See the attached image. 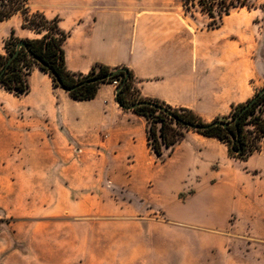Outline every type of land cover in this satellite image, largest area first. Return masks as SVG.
Returning a JSON list of instances; mask_svg holds the SVG:
<instances>
[{
	"label": "crops",
	"instance_id": "0c3cea01",
	"mask_svg": "<svg viewBox=\"0 0 264 264\" xmlns=\"http://www.w3.org/2000/svg\"><path fill=\"white\" fill-rule=\"evenodd\" d=\"M77 1V7H57L52 15L40 11L49 19L58 17L60 28L69 35L63 45L69 71L86 75L95 64L127 67L142 98L191 110L204 122L229 115L233 107L255 95L259 82L255 60L243 54L239 44L225 40L212 43L200 38L195 44L188 26L190 14H185L183 7H144V2L132 4L130 0H117L114 7L108 3L95 7L96 0ZM14 17L0 23L1 55L5 53L3 41L12 30L20 39L39 37L23 29L22 20L14 22ZM29 86V94L18 99L23 105L15 122L24 126L21 129L28 147L35 148L41 142L49 155L61 156L70 151L103 160L104 167L99 170L129 173V186L152 183L161 197V189L175 181L179 187L171 195L174 203L180 193L193 190L182 206L178 204L180 208L188 204V198L198 199L200 189L207 187L211 215L202 222L206 227L225 230L230 217L251 223L264 221V147L242 161L230 156L225 143L189 130L173 149L164 150L165 161L159 167L148 144L147 119L119 106L113 83L101 84L93 100L78 101L55 87L51 77L34 65ZM5 92L0 87V94ZM168 164L173 165L171 178L163 175ZM216 186L215 193L212 189ZM175 214L190 221L184 214ZM220 217L222 222L218 221ZM236 233L234 223L231 234ZM130 247L98 246L93 251L101 254L94 256L95 261L195 262L188 255L179 256L177 245L154 246L153 250L137 253ZM239 247L206 244L190 251L203 252L207 263L225 264L226 253L242 251ZM249 247L252 249L244 250L245 259L253 257L259 245Z\"/></svg>",
	"mask_w": 264,
	"mask_h": 264
},
{
	"label": "rangeland",
	"instance_id": "374dc122",
	"mask_svg": "<svg viewBox=\"0 0 264 264\" xmlns=\"http://www.w3.org/2000/svg\"><path fill=\"white\" fill-rule=\"evenodd\" d=\"M252 1L253 7L235 10L218 29H211L210 19L199 13L189 15L188 26L195 44L200 38L239 44L243 54L257 63L256 94L264 88V0ZM130 2H144V7H182L181 0ZM100 3L114 7L117 0H96L95 7ZM78 4L77 0H30L29 8L52 15L57 7ZM21 20L20 15L13 19ZM21 98L8 92L0 94V264H99L94 256L101 253L93 250L108 244L131 245L128 249L135 253L153 250L154 246L177 245L178 255H188L193 264L211 263L205 262L203 252L190 249L206 244L238 245L242 251L226 253L225 264H264V221L251 223L230 217L225 230L203 225L211 215L207 187L200 189L198 199L188 198V204L180 208L193 190L180 193L174 203L171 195L179 187L175 181L161 189V197L152 183L129 186V173L99 170L104 167L103 160L70 151L61 156L49 155L41 142L35 148L28 147L21 129L24 126L15 123L23 105L18 100ZM227 117H216L211 122ZM156 163L159 167L162 164ZM172 166L168 164L164 170L167 178L172 177ZM212 190L216 193L218 187ZM175 213L184 214L190 221ZM222 220L220 217L218 221ZM234 223L238 233L231 234ZM153 229L156 232H150ZM249 245L259 247L252 252L253 257L245 259L244 250L252 249ZM177 264L187 263L179 260Z\"/></svg>",
	"mask_w": 264,
	"mask_h": 264
},
{
	"label": "trees",
	"instance_id": "16d2710c",
	"mask_svg": "<svg viewBox=\"0 0 264 264\" xmlns=\"http://www.w3.org/2000/svg\"><path fill=\"white\" fill-rule=\"evenodd\" d=\"M30 0H0V23L6 22L16 15L22 18V28L34 32L39 37L34 39H20L12 30L4 42L5 55L0 54V87L17 98L29 94V76L32 69L24 72L23 68L38 66L47 73L55 87L71 89L66 91L71 98L78 101L93 100L101 84L113 83L119 80L120 90L116 101L123 109L131 110L144 116L148 121L147 139L156 160L165 161L164 150L173 149L175 144L184 137V132L193 130L206 137H213L225 143L231 157L245 161L264 147V93L256 98L254 103L245 111H240L249 100L233 107L229 117L219 120L226 125H213V122H204L191 110L173 108L157 99H144L134 85L133 73L127 67L110 68L95 64L86 74H77L69 71L65 65L63 45L68 33L59 26V18L49 19L43 12H32L29 8ZM185 14L194 16L199 13L210 19L209 27L218 29L226 17L235 10L253 7L252 0H181ZM19 41L26 43L27 49L21 48L8 66L7 60L15 53ZM39 60L41 63H39ZM100 80L102 77H106ZM98 79L96 82L85 83L88 80ZM60 81V83L58 82ZM83 83L82 85H80ZM160 125H157V124ZM199 126L192 129L186 126ZM183 129V130H182Z\"/></svg>",
	"mask_w": 264,
	"mask_h": 264
},
{
	"label": "water",
	"instance_id": "95a60500",
	"mask_svg": "<svg viewBox=\"0 0 264 264\" xmlns=\"http://www.w3.org/2000/svg\"><path fill=\"white\" fill-rule=\"evenodd\" d=\"M25 48V49H27V46H26V43L24 42V41H19L18 42V44H17V46H16V51H15V53L7 60V62H6V66H8L9 64H10V62L13 60V58L19 53V51H20V49L21 48ZM39 63H41L39 60H37ZM5 72V68L4 69H2V71H1V73H0V78H1V76L3 75V73ZM105 78H108V76H106V77H102V78H100V80H103V79H105ZM98 79H94V80H88V81H85V83H91V82H96ZM59 83H60V81H58ZM83 83H81L80 85H82ZM63 90L64 91H70L71 89H65V88H63ZM119 90H120V87H118L117 88V90H116V96H117V94H118V92H119ZM264 93V88H262L258 93H257V95H255V97H253L252 99H251V101L247 104V105H245V107L240 111V113H242L243 111H245L250 105H252L253 103H254V101L256 100V98H258L259 96H261L262 94ZM118 103V102H117ZM119 104V103H118ZM140 104H142V103H139V104H136V105H134V106H132V107H130V108H128L127 110H131L132 108H134L135 106H137V105H140ZM119 106L121 107V105L119 104ZM213 125H223V126H225L226 124L225 123H222L221 121H215L214 123H213ZM186 126L187 127H189V128H192V129H199L200 127L199 126H195V125H191V124H186Z\"/></svg>",
	"mask_w": 264,
	"mask_h": 264
},
{
	"label": "built area",
	"instance_id": "2783aa9c",
	"mask_svg": "<svg viewBox=\"0 0 264 264\" xmlns=\"http://www.w3.org/2000/svg\"><path fill=\"white\" fill-rule=\"evenodd\" d=\"M29 70H30V68H23V71L24 72H28ZM113 84L116 85V86H118L119 85V80H114L113 81Z\"/></svg>",
	"mask_w": 264,
	"mask_h": 264
}]
</instances>
